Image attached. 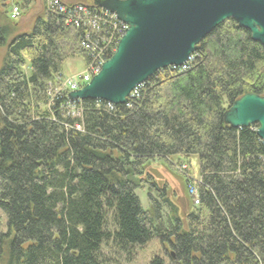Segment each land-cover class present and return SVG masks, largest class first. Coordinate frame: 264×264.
<instances>
[{
	"label": "trees",
	"instance_id": "obj_1",
	"mask_svg": "<svg viewBox=\"0 0 264 264\" xmlns=\"http://www.w3.org/2000/svg\"><path fill=\"white\" fill-rule=\"evenodd\" d=\"M29 3L0 0V264H108L106 248L133 260L153 239L169 264H264V141L224 119L242 95H264V46L229 19L187 70H159L123 105L75 100L77 112L63 65L86 57V29L45 0L18 33L12 7Z\"/></svg>",
	"mask_w": 264,
	"mask_h": 264
},
{
	"label": "water",
	"instance_id": "obj_2",
	"mask_svg": "<svg viewBox=\"0 0 264 264\" xmlns=\"http://www.w3.org/2000/svg\"><path fill=\"white\" fill-rule=\"evenodd\" d=\"M128 25L114 54L72 100L128 103L133 90L159 70L183 66L200 43L233 19L264 46V0H94ZM235 128L256 126L264 141V95L246 93L225 111Z\"/></svg>",
	"mask_w": 264,
	"mask_h": 264
},
{
	"label": "built area",
	"instance_id": "obj_3",
	"mask_svg": "<svg viewBox=\"0 0 264 264\" xmlns=\"http://www.w3.org/2000/svg\"><path fill=\"white\" fill-rule=\"evenodd\" d=\"M48 8L63 15L67 23H74L77 27L86 29L81 47L86 53L88 66L86 70L77 77L70 80L65 79L62 89L69 94L71 91L84 87L100 72L103 63L116 51L120 39L128 29V25L119 20L114 13L98 6H88L79 2L67 4L61 0H48ZM21 12L22 9L20 5L15 4L12 7L10 16L12 19H18ZM195 53L190 56L189 60L183 66L173 67L180 68L183 71L187 70L195 58ZM142 84L138 85L133 90L130 97L138 96V87ZM74 102L75 100L69 98L67 104H69L72 110L79 112ZM178 168L184 175H187L189 166L186 163ZM189 192L191 195L195 196L194 202L198 204L199 199L196 197V188L190 185Z\"/></svg>",
	"mask_w": 264,
	"mask_h": 264
},
{
	"label": "rangeland",
	"instance_id": "obj_4",
	"mask_svg": "<svg viewBox=\"0 0 264 264\" xmlns=\"http://www.w3.org/2000/svg\"><path fill=\"white\" fill-rule=\"evenodd\" d=\"M33 2L29 3L27 9L21 12L19 19L16 21V26L18 33L28 32L33 27L35 20L40 15H43L45 11V0H32ZM69 3L81 2L89 3L92 0H65ZM7 10V8H5ZM7 15L0 14V21L6 19ZM7 54V49L3 48L0 56V67L4 61V58ZM87 60L84 56H75L67 59L63 65V73L65 79H72L83 73L87 68ZM29 68V64H28ZM67 82V81H66ZM65 82V83H66ZM57 88V87H56ZM56 88L50 93L57 92ZM175 169V168H174ZM190 169L191 173L194 176L199 175V158L198 156H192L190 158ZM182 174V173H180ZM183 175V174H182ZM175 186L183 190V184L181 182L174 183ZM137 193L142 201L144 208L149 207L147 190L139 189ZM7 228V215L5 211L0 208V231H5ZM105 253L110 257L108 264H151L152 260L156 255H159L165 259V264L170 263V259L165 254L162 249L161 243L157 239L149 241L145 246H140L137 248L136 254L133 260H128L127 255L120 253L111 252V249L106 248Z\"/></svg>",
	"mask_w": 264,
	"mask_h": 264
},
{
	"label": "crops",
	"instance_id": "obj_5",
	"mask_svg": "<svg viewBox=\"0 0 264 264\" xmlns=\"http://www.w3.org/2000/svg\"><path fill=\"white\" fill-rule=\"evenodd\" d=\"M31 2H33V1L31 0ZM24 10H25V9H23V10H22V12H23ZM31 29H32V28H31ZM199 174H200V172H199ZM196 177H199V175H198V176H196Z\"/></svg>",
	"mask_w": 264,
	"mask_h": 264
}]
</instances>
